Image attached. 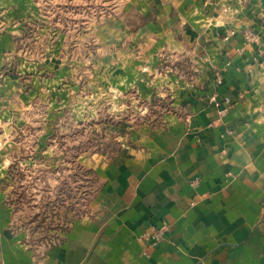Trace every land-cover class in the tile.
<instances>
[{"label":"crops","instance_id":"crops-1","mask_svg":"<svg viewBox=\"0 0 264 264\" xmlns=\"http://www.w3.org/2000/svg\"><path fill=\"white\" fill-rule=\"evenodd\" d=\"M109 34L110 78L162 115L98 166L95 213L46 247L0 230V264H264V0H130Z\"/></svg>","mask_w":264,"mask_h":264},{"label":"rangeland","instance_id":"rangeland-1","mask_svg":"<svg viewBox=\"0 0 264 264\" xmlns=\"http://www.w3.org/2000/svg\"><path fill=\"white\" fill-rule=\"evenodd\" d=\"M129 1L21 0L20 17L11 5L12 47L0 61V230L22 245L46 247L95 213L98 166L133 126L162 115V102L140 101L109 75V29Z\"/></svg>","mask_w":264,"mask_h":264},{"label":"clouds","instance_id":"clouds-1","mask_svg":"<svg viewBox=\"0 0 264 264\" xmlns=\"http://www.w3.org/2000/svg\"><path fill=\"white\" fill-rule=\"evenodd\" d=\"M209 22H211V21H209ZM217 23H218V24H220V23H224V21H223V20H217ZM145 70H148V68H145ZM213 99H214V97H213ZM145 111H146V109H145Z\"/></svg>","mask_w":264,"mask_h":264},{"label":"built area","instance_id":"built-area-1","mask_svg":"<svg viewBox=\"0 0 264 264\" xmlns=\"http://www.w3.org/2000/svg\"><path fill=\"white\" fill-rule=\"evenodd\" d=\"M159 233H160V232H159ZM155 238L158 239V238H159V235H156Z\"/></svg>","mask_w":264,"mask_h":264}]
</instances>
